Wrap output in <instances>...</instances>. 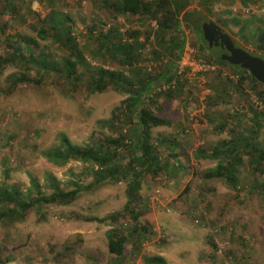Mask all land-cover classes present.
Here are the masks:
<instances>
[{
    "label": "rangeland",
    "instance_id": "1",
    "mask_svg": "<svg viewBox=\"0 0 264 264\" xmlns=\"http://www.w3.org/2000/svg\"><path fill=\"white\" fill-rule=\"evenodd\" d=\"M112 1L0 0V54L11 52L7 47L9 40L14 42L18 35L26 36L37 43L32 48L34 54L41 52L47 60L61 63L66 51L49 36L41 39L38 34L37 24L53 11L67 18L66 24L71 26L84 54L85 67L131 73L128 66L120 65L107 51L97 50L98 33L113 29L116 34L112 35V42L118 37L125 40L129 32L138 31V41L145 43L138 65L161 70L168 56L162 55L158 62L150 61L156 21L116 16L105 5ZM194 9H198L195 1L188 10ZM212 10L213 15L207 18L221 25L237 47L264 57V52L258 53L239 37L238 27L230 20L231 17L259 18L260 22L249 28H263L264 6L220 3ZM202 23L203 20L196 23L197 28ZM180 29L184 50L173 70L184 75V89L181 93L173 92L169 88L172 81L159 82L151 91L152 102H145L157 116L168 120V125L151 129L152 140L173 141L176 158L169 157L170 150L163 145L159 158L161 163L168 160V169L141 178L138 194L147 208L141 223L148 225L152 234L145 236L139 253L128 254L122 264H144L143 259L153 255L165 258L167 264H211L214 247L209 241L213 242L215 228L220 230L217 240H228V252L232 256L230 260L227 254L219 256V264H264V159L258 160L251 148L240 150L239 184L234 190L223 180H203L204 171L213 168L217 161L194 158L197 150H211L223 140H229L234 136L233 130L243 138H252L264 150V124L257 126L251 121V112L259 108L258 99L249 83L241 90L236 88L238 74L233 69L207 62L206 53L198 49L196 28L181 23ZM248 32H245L247 37L252 31ZM19 45L22 51L26 50L25 45ZM212 53L220 55L217 50ZM186 60H201L208 67L190 68L184 65ZM19 74V65L13 64L0 71V185L6 182L10 190L15 187L22 200L31 191L30 174L45 194L53 191L47 176L59 182L64 191L80 190L70 204H45L41 210H30L21 221L1 222L0 264H112L114 258L107 250V233L116 229L126 234L132 224L124 210L127 182L110 179L109 174L108 179L100 182L94 177V165L74 161L53 164L42 152L57 147L61 134L80 146H95L120 134L128 142L133 140L132 126L119 125L112 119L126 95L111 87L102 93H90L85 85L86 77L78 86L68 85L63 76L38 72L35 68L29 75L40 81L38 86L21 84L12 88L11 82ZM170 92L172 99L166 97ZM220 123L224 124L222 132L218 129ZM117 153L120 169L128 167L129 147H121ZM4 159L7 162L2 165ZM5 168L9 170L7 179ZM6 209V204H0V212ZM119 212L122 216L114 223L89 221ZM126 246L128 252L131 245Z\"/></svg>",
    "mask_w": 264,
    "mask_h": 264
},
{
    "label": "trees",
    "instance_id": "2",
    "mask_svg": "<svg viewBox=\"0 0 264 264\" xmlns=\"http://www.w3.org/2000/svg\"><path fill=\"white\" fill-rule=\"evenodd\" d=\"M193 1L197 3L198 9L189 11L188 8ZM235 2H239L244 7L251 3H259V6H264V0H114L105 4L116 16H139L156 21L155 46L152 47V52H150V61L158 62L162 55L168 56L169 60L161 67V70H151L146 65V67L138 65L141 63V49L145 44L138 41V31L129 32L125 40L118 37L116 41L112 42L111 38L115 33L113 29L98 33L95 37L97 50L107 51L110 57L115 59L120 65L128 66L127 68L131 73L125 74L122 70H112L103 67H85L83 65L84 54L79 48L71 26L66 24L67 18L53 11H49L45 18L40 20V24H37L38 34L41 39L49 36L54 43H57L66 51L67 55L61 63L58 64L55 61L47 60L46 55L41 52L34 54L32 48L36 47L37 43L34 38L26 36L18 35L14 42L9 40L7 47L11 49V52L0 54V71L10 64L19 65L20 74L15 76L11 82L12 88H16L21 84L38 86L40 81L29 75L32 68H35L38 69V72L46 74L48 72L50 74L56 73L63 76L68 85L78 86L83 82V77H86L85 85L90 93H102L108 87H111L113 90L123 92L126 95L123 103L114 111L112 119L119 125L132 126L133 140L128 142L126 140L127 137L120 134L117 138H106L103 143L99 142L95 146H80L72 144L66 136L61 134L57 147L42 152V156L53 164L62 165L69 161H74L94 165L96 167L94 177L100 182L104 178L108 179V174L110 179L117 181L122 179L127 182V201L124 210L125 215L132 224L126 234L116 229H111L107 233V250L114 258L112 264H122L128 254L135 255L139 253L145 236L152 234L149 231V226L141 223L144 211L147 209L144 208V203L141 204L138 194L141 189V178L146 174L155 175L162 169H168V160L161 163L159 158L163 145H166L164 147L170 150L169 157L176 158L173 141H164L162 138L152 140L151 129L168 125V120L157 116L154 110L146 105L145 102H152L151 91L154 85L159 82L167 84L172 81L169 88L173 92L177 90V92L181 93L184 89L186 81L183 78L184 75H177L175 70H173L184 50L185 42L180 29L181 23L192 29H197L198 38L196 41L199 42L198 49L206 53L208 63L214 62L218 65L228 66L233 69V73L238 74L235 84L237 89L241 90L245 83L251 85L259 102V108L251 112V121L257 126L264 124V85L252 78L248 71L221 61L220 55L215 56L204 41L201 28H197L196 25L199 21H205L208 16L213 15L212 9L215 5L220 3L229 5ZM230 20L238 27L239 37L245 43L248 42L254 46L258 53L264 52V27L249 28L254 22H260L259 18L241 20L237 17H231ZM218 21L221 22L220 20ZM222 23L226 24L227 22ZM1 29L3 31L4 26ZM247 30L249 32L252 31L248 32V37L245 34ZM92 32L90 30L91 34H93ZM20 43L25 45V51L21 50ZM250 54L264 60V57L256 53ZM152 67L155 68L156 65L153 63ZM171 93L166 95L168 99L173 98ZM218 129L222 132L224 124L220 123ZM233 131L231 134L234 136H231L229 140H223L211 150H197L194 158L196 160L217 161L213 168L205 170L202 174L204 181L223 180L232 189L236 190L239 184L238 172L242 164V159L239 155L240 150L251 148L256 153L258 160L264 159V150L257 147L258 145L252 138H243L242 134L235 132L236 130ZM124 146L129 147L131 158L128 167L120 169L117 150ZM250 155H253V153L251 152ZM6 162L7 159H4L2 165ZM3 172L6 174L7 179L9 170L5 168ZM103 174L105 175L104 177ZM46 178L53 190L51 194H45L37 179L31 174L29 175L31 191L29 190L26 200L20 198V194L15 187L14 190H10L7 188L6 182L2 183L0 185V204H6L8 209L0 212V223L4 220H9L10 222L21 221L30 210H41L45 204L67 205L75 200L80 188L79 190L77 188L71 191H64L61 189V184L51 176ZM120 216L122 214L119 212L105 218H90L89 221L99 224L108 223V221L114 223L119 220ZM128 244L131 245V249L127 252L126 245ZM209 244L214 247L212 241H209ZM215 258L214 252H212L211 262H214ZM143 261L144 264H167L165 258L159 255L145 257Z\"/></svg>",
    "mask_w": 264,
    "mask_h": 264
},
{
    "label": "water",
    "instance_id": "3",
    "mask_svg": "<svg viewBox=\"0 0 264 264\" xmlns=\"http://www.w3.org/2000/svg\"><path fill=\"white\" fill-rule=\"evenodd\" d=\"M202 36L209 46L218 42L226 50L220 60L249 72L252 78L264 85V60L235 46L231 37L213 21L206 19L201 25Z\"/></svg>",
    "mask_w": 264,
    "mask_h": 264
},
{
    "label": "built area",
    "instance_id": "4",
    "mask_svg": "<svg viewBox=\"0 0 264 264\" xmlns=\"http://www.w3.org/2000/svg\"><path fill=\"white\" fill-rule=\"evenodd\" d=\"M184 65L185 66H188V67H199L200 70H205L208 66L205 64L204 61H194V60H191V61H188L186 60L184 62ZM197 223V222H196ZM220 233V230L215 228L213 231H212V238H213V243H214V249H213V252H214V256L216 257L215 258V261L211 262V264H219V261L217 258H220L221 256H224L225 254L229 255L227 256L226 258L228 260H230L232 258V256H230L229 254V249H228V246H229V242L227 239L225 238H221V240H217L216 239V235ZM220 256V257H219Z\"/></svg>",
    "mask_w": 264,
    "mask_h": 264
},
{
    "label": "flooded vegetation",
    "instance_id": "5",
    "mask_svg": "<svg viewBox=\"0 0 264 264\" xmlns=\"http://www.w3.org/2000/svg\"><path fill=\"white\" fill-rule=\"evenodd\" d=\"M208 48L210 50H217V51H219L220 52V56L222 54H226L227 53L226 50L223 47H221V45L218 42H214L213 41L211 46L208 45Z\"/></svg>",
    "mask_w": 264,
    "mask_h": 264
}]
</instances>
